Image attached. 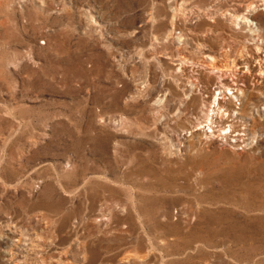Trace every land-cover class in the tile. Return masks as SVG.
Here are the masks:
<instances>
[{"label":"rangeland","instance_id":"1","mask_svg":"<svg viewBox=\"0 0 264 264\" xmlns=\"http://www.w3.org/2000/svg\"><path fill=\"white\" fill-rule=\"evenodd\" d=\"M151 1L0 0V264H264L263 0Z\"/></svg>","mask_w":264,"mask_h":264},{"label":"bare ground","instance_id":"2","mask_svg":"<svg viewBox=\"0 0 264 264\" xmlns=\"http://www.w3.org/2000/svg\"><path fill=\"white\" fill-rule=\"evenodd\" d=\"M152 2V6H151V10H153L154 12H153V18H151L152 20H156V21H158L159 23L162 21V20H164L163 18H161V17H167V3H173V4H175V3H177V0H158V1H151ZM262 6H263V8H264V0H263V2H262V4H261ZM47 6V5H46ZM250 6L251 7H253V8H251L252 9V11H254V14L257 12V10H258V8H257V6L256 5H253L252 6V3L250 4ZM48 9V8H47ZM248 9H250V8H248ZM254 14H251L250 16L251 17H253L254 16ZM159 17V19H157ZM161 18V19H160ZM241 18H243L244 19V22H247V23H249L250 25H249V27L250 26H252L253 27V25H255V27L254 28H256V23H253L251 20H248V18L247 17H241ZM258 28V27H257ZM257 28H256V30H257ZM202 54L207 58V59H209V60H211V63L210 64H208L207 66L210 68V67H212L213 68V66H214V58L212 57V56H210V54H208V51L204 48L203 50H202ZM174 62H177L178 63V65L179 66H181L182 65V62H181V60H180V58L178 59H175L174 60ZM178 69V68H177ZM179 70V69H178ZM262 76V75H261ZM262 78V77H261ZM223 86H224V88H227V89H229V83L228 82H224L223 83ZM193 89H195V87L194 88H191V92L193 91ZM237 93L239 94V95H241V97H245L246 95H245V93L246 92H244V90H241V89H235V92H232L231 93V95L234 97V98H236L238 95H237ZM219 95H222L221 93H219ZM212 96H214V94L212 95ZM216 102V101H215ZM193 103H195V99L193 98V99H191V102L189 103V105H192ZM217 109H222V107L219 105V102H218V99H217ZM225 111V115H227V117H231V115H232V113H233V111H235L234 109H230L229 111H227V109L226 110H224ZM239 114V113H238ZM225 118L224 120H222L221 121V116L219 115H217L216 114V118H219V121L220 122H222L223 124H226V123H228V118ZM211 119V118H210ZM232 120V119H231ZM230 120V121H231ZM211 125V124H210ZM231 127H233L231 124H229L228 125V128L230 129ZM74 224H77V222H74ZM246 263H249V261H247Z\"/></svg>","mask_w":264,"mask_h":264}]
</instances>
